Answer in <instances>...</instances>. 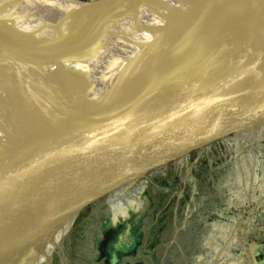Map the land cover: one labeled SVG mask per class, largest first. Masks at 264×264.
I'll use <instances>...</instances> for the list:
<instances>
[{
	"label": "water",
	"instance_id": "obj_1",
	"mask_svg": "<svg viewBox=\"0 0 264 264\" xmlns=\"http://www.w3.org/2000/svg\"><path fill=\"white\" fill-rule=\"evenodd\" d=\"M180 42L155 75L144 69L148 50L134 58L122 79L129 89L108 104L73 90L46 100L22 96L48 75L60 53L52 47L17 79L0 71V257L36 246L126 182L264 122V51L241 75L211 85L216 67L191 73L198 62H181ZM144 71L147 78L134 76Z\"/></svg>",
	"mask_w": 264,
	"mask_h": 264
},
{
	"label": "bare ground",
	"instance_id": "obj_2",
	"mask_svg": "<svg viewBox=\"0 0 264 264\" xmlns=\"http://www.w3.org/2000/svg\"><path fill=\"white\" fill-rule=\"evenodd\" d=\"M44 1L41 10V0H0V71L6 77H20L48 47L60 52L48 75L22 92L29 100L73 90L97 104L119 101L129 89L122 79L132 60L148 50L152 60L144 69L155 75L175 57L181 39V62H198L191 73L216 67L211 85L241 75L264 51V0ZM85 26L86 35L72 40ZM146 71L134 76L147 78ZM77 214L36 246L0 257V264H39L36 256L54 236L48 253L58 249Z\"/></svg>",
	"mask_w": 264,
	"mask_h": 264
},
{
	"label": "rangeland",
	"instance_id": "obj_3",
	"mask_svg": "<svg viewBox=\"0 0 264 264\" xmlns=\"http://www.w3.org/2000/svg\"><path fill=\"white\" fill-rule=\"evenodd\" d=\"M222 145L92 200L39 264H253L264 236V122Z\"/></svg>",
	"mask_w": 264,
	"mask_h": 264
},
{
	"label": "trees",
	"instance_id": "obj_4",
	"mask_svg": "<svg viewBox=\"0 0 264 264\" xmlns=\"http://www.w3.org/2000/svg\"><path fill=\"white\" fill-rule=\"evenodd\" d=\"M244 147H250V146L246 145ZM253 264H264V236H261L258 239V247L254 254Z\"/></svg>",
	"mask_w": 264,
	"mask_h": 264
}]
</instances>
